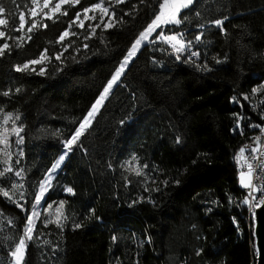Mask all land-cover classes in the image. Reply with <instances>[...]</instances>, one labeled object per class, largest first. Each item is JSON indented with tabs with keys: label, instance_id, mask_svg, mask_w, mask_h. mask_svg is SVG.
Returning <instances> with one entry per match:
<instances>
[{
	"label": "trees",
	"instance_id": "16d2710c",
	"mask_svg": "<svg viewBox=\"0 0 264 264\" xmlns=\"http://www.w3.org/2000/svg\"><path fill=\"white\" fill-rule=\"evenodd\" d=\"M25 2L17 0L20 7L9 4V9L25 10ZM93 2L82 0L58 23L46 21L48 28L34 30L24 48H13L11 56L0 58V91L13 90L10 97L0 96V106L22 114L25 156L17 167L28 172L18 181L25 185L21 203L26 212L0 196V220L10 217L17 225L4 226L0 237L24 224L38 181L64 150L62 140L77 126L74 121L90 107L133 38L150 22L152 11L158 10L155 0L144 4L129 0L117 6V14L133 15L125 16L117 27L97 29L88 41H83V34L71 37L76 46L88 43L89 49L79 54L70 49L63 64L53 56L52 63L45 62L43 76L12 70L14 63L35 58L45 48L50 56L60 51L55 43L59 33L80 7ZM193 7L203 13L201 21L228 17L226 33L206 27L202 40L193 46L201 53L196 62L206 61L211 71L176 61L160 41L142 47L93 128L82 137L84 149L70 153L52 180L26 264H255L253 232L248 230L246 205L240 203L245 196L233 163L248 138L230 132L235 111L230 97L252 94L253 87L264 84V0H215L207 6L197 0ZM185 28L189 38L200 31L195 19L180 30ZM72 30L77 31L74 26ZM57 67L63 70L56 71ZM16 88L21 89L19 94ZM121 120L127 123L122 125ZM57 130L60 136L53 134ZM133 155L141 167L149 165L144 170L147 177L126 171ZM136 163L131 161L134 167ZM125 176L132 180L130 185H125ZM164 180L169 181L167 186ZM68 186L75 195L65 191ZM157 187L160 191H151ZM141 196L143 202L129 207ZM60 201H66L61 209L67 216L63 229L54 223L45 228L47 204L57 207ZM74 223L82 227L75 229ZM0 243L5 245L0 264H9L8 242ZM199 249L204 250L201 255L196 254Z\"/></svg>",
	"mask_w": 264,
	"mask_h": 264
},
{
	"label": "snow or ice",
	"instance_id": "6c2138e0",
	"mask_svg": "<svg viewBox=\"0 0 264 264\" xmlns=\"http://www.w3.org/2000/svg\"><path fill=\"white\" fill-rule=\"evenodd\" d=\"M129 0H96L87 6L80 7L78 11L74 13L72 19L68 21L67 27L64 28L58 35L55 43L61 46L60 51H56L52 56L48 55V49L45 48L39 52V55L35 58L27 59L23 62H16L12 65V70L15 73L27 75L29 73L37 75H45L47 67L45 62L52 63L53 56L56 62L60 64L64 63L62 57H65L66 53L72 49L76 54L81 52V49L87 50L90 45L88 43H82L80 46H76V41L72 40L71 37L79 38L81 33L87 28L89 31L83 34V41L90 40L96 35L97 29L107 31L108 29L117 27L118 24L124 22L125 16L133 15L132 12H123L122 15L117 14V6L125 4ZM158 4V10H153L151 13L152 18L150 22L139 31L138 35L133 38L130 47L127 48L122 59L118 62L115 69L111 72L110 78L101 86V90L98 92L94 101L85 113L78 118L74 123V130L70 131L69 135L62 140V146L64 151L58 156L54 162L51 163L50 167L43 173V178L38 181V191L34 194V202L31 204L32 211L25 216L24 224L19 228V231L13 232L12 235H3L0 239L8 242L7 244V256L11 259L9 264H26V257L30 244L38 238L36 231V225L34 219L40 216V212L37 211L42 201L46 198V193L52 187V180L57 177L58 171L61 169L63 162L66 160L68 155L72 153L76 148L84 149L82 137H84L90 129L93 128L94 122L101 110L106 106L111 93L115 87H118L122 83V77L126 74V70L129 65L137 57L138 53L141 52L145 42L155 44L157 41L162 42L170 47L171 52L169 55L174 56L175 60L182 63H191L194 67L201 71H211L207 62L197 63L195 58L201 56L198 50H193L195 43L202 40L204 36L203 30L215 26L221 32L226 33L224 23L228 19L227 16L222 19H208L201 21L203 13L199 8L193 6L197 4V0H155ZM200 2L207 6L209 3L215 2V0H200ZM141 4L146 3V0H140ZM9 4L15 8L20 6L17 4V0H0V58H4L6 55L11 56L13 48L19 50L25 47L26 43H30L34 30L48 28L50 21L53 24L60 22L61 17L69 16V9L76 8L82 4V0H26L24 4L25 10L11 11ZM151 7V5H149ZM136 5H133V9ZM7 13V17H6ZM91 13V15H90ZM98 14V15H97ZM10 17V18H8ZM83 17V18H81ZM197 22V27L200 31L193 34L191 38L188 36L187 29L180 30L181 26L187 25L193 21ZM73 26L78 28L80 32L73 31ZM167 28V32L165 29ZM26 30V32H25ZM13 33H20V35H13ZM29 34V35H26ZM155 34V35H154ZM99 39L103 40L102 35ZM68 40L67 43L65 41ZM11 41L12 43H9ZM167 51V49H164ZM73 60L76 56L71 57ZM216 63H220L216 57H213ZM155 62V61H154ZM37 65H41L37 70ZM60 67L56 68V71H62ZM264 91V84L252 88V93ZM20 88L15 89V93L19 94ZM13 94V90L0 91V96L10 97ZM248 95H244L243 99L247 100ZM237 98L233 97L235 101ZM261 119L264 120V114L261 115ZM120 123L123 125L127 123L126 120H121ZM248 127L259 129L260 133L264 135V125L261 124H249ZM239 128V124H237ZM237 129L234 128L233 131ZM26 125L22 122V114L18 112L5 110V107L0 106V184L5 182L8 186H0V196L6 200L12 201V203L21 211H27L25 205L21 201L25 198V185L24 183L18 182L23 181L27 178L28 172L22 167H17L21 163V158L25 156L22 145L25 143ZM54 135L60 136L61 133L57 130ZM240 134H243V129H240ZM255 144L245 145L239 149V152L234 157L237 164H240L242 168H246V171L242 170L239 173V183L250 192L240 202L243 205H248L249 209L253 211L256 207L264 204V198L257 199L252 193L257 190L253 184V174L256 173L257 177H260L261 173H264V156L260 155L262 151L260 148V136L254 138ZM177 143L180 142V137H176ZM247 151L249 156H245L244 153ZM259 160V163L254 167L253 161ZM131 161H136L135 167L132 166ZM131 161L126 162V171L135 172L137 177H147L148 173L145 169L149 168L148 164H143L142 167L138 162V158L133 155ZM112 167L111 164L108 165ZM123 167V166H122ZM125 185H130L132 180L127 176L124 177ZM153 183L156 181L153 180ZM168 180L162 181L164 186H167ZM178 184L179 181H176ZM65 191L69 194L75 195L74 188L68 186ZM144 191H149L146 187ZM151 191H160V188H153ZM261 196L264 197V187L259 188ZM145 200V197L141 196L136 200H133L129 207L137 203H141ZM149 202L154 203L149 199ZM229 202H232L229 197ZM66 201H60L55 211V219H52V213H49V217L44 220L43 226L48 227L49 224L54 223L58 229H63L64 221L67 220L61 209L65 208ZM53 204L48 203L47 209H52ZM211 211V209H209ZM90 214L94 215L95 210L89 209ZM97 219H100L97 217ZM3 220H6L4 225ZM0 220V232L3 231V227L11 225L13 229L17 227L14 219L10 217H4ZM73 227L79 229L82 227L81 223H74ZM113 242L117 240L115 235L112 236ZM44 244L50 242L45 240ZM39 247V245H35ZM5 245L0 243V249H4ZM203 249L197 250V255L203 253ZM55 254L56 249H52Z\"/></svg>",
	"mask_w": 264,
	"mask_h": 264
},
{
	"label": "built area",
	"instance_id": "2783aa9c",
	"mask_svg": "<svg viewBox=\"0 0 264 264\" xmlns=\"http://www.w3.org/2000/svg\"><path fill=\"white\" fill-rule=\"evenodd\" d=\"M168 48L170 49L169 46H168ZM195 59H197V58H195ZM244 95H248V94L237 93V94H233L230 97V102L233 105H235V111L233 113V119H232V125L230 128V132L233 135L247 137L248 141L245 145L255 144L254 138L256 136H260L261 140H260L259 146L262 150L260 152V155L264 156V135H262L260 133L259 129L248 127L249 124L264 125V120L261 119V115L264 114V91L257 92L255 94H253V93L249 94L248 95L249 98L247 100L243 99ZM233 97H236L237 99L234 101ZM237 124H239V128H237ZM234 128H236L237 130L233 131ZM241 128L243 129V134H240ZM236 154H235V156H236ZM244 155L247 157V156H249V153L247 151H245ZM233 163H234V168H235L238 175H239L240 171H242V170L246 171V168H242L241 165L237 164L234 159H233ZM253 163H254V167H255L259 163V160L253 161ZM253 184L256 186L257 190L254 191L252 194L254 196H256L258 200L264 198L261 196V193L259 191V188L264 187V173H261L260 177H257L256 173L254 172ZM241 191H242L244 196H247L250 192V189L241 187ZM260 206L256 207L254 209V214H253V211L249 209L248 205H246L245 217H246V222H247V226H248L249 231L252 230V232H253L256 212L260 208Z\"/></svg>",
	"mask_w": 264,
	"mask_h": 264
},
{
	"label": "water",
	"instance_id": "95a60500",
	"mask_svg": "<svg viewBox=\"0 0 264 264\" xmlns=\"http://www.w3.org/2000/svg\"><path fill=\"white\" fill-rule=\"evenodd\" d=\"M255 264H264V204L256 212L253 228Z\"/></svg>",
	"mask_w": 264,
	"mask_h": 264
},
{
	"label": "rangeland",
	"instance_id": "374dc122",
	"mask_svg": "<svg viewBox=\"0 0 264 264\" xmlns=\"http://www.w3.org/2000/svg\"><path fill=\"white\" fill-rule=\"evenodd\" d=\"M90 15H91V13H90ZM98 15V14H97ZM81 18H83V17H81ZM74 28L77 30V32H80V30L78 29V28H76L75 26H74ZM89 31V29L87 28V23H86V25H85V30H84V32L83 33H81V34H86L87 32ZM25 32H26V30H25ZM13 35H20V33H13ZM148 42H145V44H147ZM37 66H39V65H37ZM36 66V67H37ZM64 151V150H63ZM134 167V166H133ZM238 182H239V175H238ZM239 186L240 187H243L240 183H239ZM47 194V193H46ZM42 203H43V201H42ZM42 203H41V205L38 207V209H37V211H39V212H41V208H42ZM55 211H56V206H53V208L52 209H46V211H45V216H46V219L49 217V213H52L53 215H52V219H55ZM39 218V217H38ZM38 218H35L34 219V223L36 224V222H37V220H38Z\"/></svg>",
	"mask_w": 264,
	"mask_h": 264
}]
</instances>
